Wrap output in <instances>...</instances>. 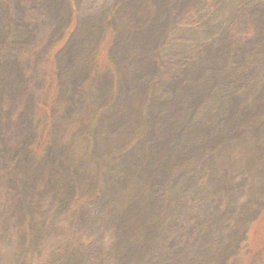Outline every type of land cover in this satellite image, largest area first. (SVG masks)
<instances>
[{
	"label": "trees",
	"instance_id": "obj_1",
	"mask_svg": "<svg viewBox=\"0 0 264 264\" xmlns=\"http://www.w3.org/2000/svg\"><path fill=\"white\" fill-rule=\"evenodd\" d=\"M40 1L41 4L35 7L39 13L42 9L44 13L53 10L57 23L63 18L71 21L70 13L64 15V0ZM53 2L60 4L53 6ZM211 2L217 3L218 0H117L104 17L93 21L91 27L81 33L75 31V40L87 37L81 44L88 48H96L109 34L114 36L110 56L116 66L115 72H107L104 79L96 81L102 84L94 93L96 98L105 87L108 96L99 112L92 115L93 124L97 121L108 123L103 121L104 117H115L127 110L130 106L128 101H137L132 107L139 115V124L136 134L130 139H140L138 145L142 146H138L141 147L139 152L131 150L134 149L131 146L133 141L126 140L122 174L121 169L112 171L113 166L109 163L110 157L115 162L123 155L120 150L94 155L91 154L94 150L85 149L83 156L94 155L96 168L83 169L53 139L49 140L41 156L30 148L29 141L11 149L12 166L8 179L15 187L18 185L26 190L35 189L37 180L43 178L44 184L53 190V201H57L59 211L54 212L55 216L69 209L75 190L82 186V179L87 180V177L97 186V190L94 191L93 187L91 195H88L92 197L90 202L94 199L93 206L99 207L97 212L92 214L87 205L80 206L70 223L73 238L42 264H127L135 261L137 264L237 263L236 256L242 251L248 224L257 217L264 204V59L258 66H248V57L257 47L264 51V0L237 8L227 25L207 45L183 55L175 54L174 60L162 53L167 33L203 12ZM54 8L63 12L59 19ZM8 14V7L0 6V25L2 19L7 22ZM133 17V24L119 22L123 18L128 22ZM146 25H150L151 30L142 33ZM96 31H101V39L86 45L85 40L93 39ZM122 34L125 36L123 39ZM2 36L0 42L4 45L8 35L3 32ZM123 44H126L129 57L124 58L117 51ZM142 52L152 62L151 69L146 72L132 65V57ZM72 56L75 58L76 54ZM163 79L167 83L163 82L165 89L161 90L169 92L171 97L160 101L158 107L151 105L150 108L157 82ZM78 86L76 83L70 103L81 95ZM216 92V104L208 108L201 118L196 121L190 117L183 119L204 103L208 104L206 101ZM3 102L0 93V131L4 127ZM110 120L112 122V118ZM109 130L102 131L106 139L112 136L108 135ZM86 141L89 145L91 138L88 136ZM134 154H137L136 162L132 166ZM0 158H4L1 152ZM242 160L244 166L241 165ZM234 165L241 169L239 180L229 170ZM105 168L112 172L107 177H111V181H107L103 189L99 185ZM184 178L186 182L177 187ZM203 182L214 183V191L226 194L222 198V209L213 217L210 236L215 241L211 248H207L204 244L198 246L192 237L189 248L179 252L173 240L178 232L175 229L181 225L192 198V195L186 196L191 186L188 184L192 183L194 190ZM246 184L247 189L244 190ZM174 188L177 191L173 192ZM246 191L248 195L241 201ZM19 209L20 216H25L23 207ZM31 215L34 218L33 213ZM54 223H51L52 227L57 226ZM40 225L43 230L51 229L44 222ZM101 226L111 234V241L105 248L90 238ZM30 249L34 252L33 248ZM105 249L107 260L101 258ZM22 251L19 256L29 253L28 249ZM78 255L81 256L79 262ZM19 264H26V261Z\"/></svg>",
	"mask_w": 264,
	"mask_h": 264
},
{
	"label": "rangeland",
	"instance_id": "obj_2",
	"mask_svg": "<svg viewBox=\"0 0 264 264\" xmlns=\"http://www.w3.org/2000/svg\"><path fill=\"white\" fill-rule=\"evenodd\" d=\"M116 1L64 0L66 10L64 15L70 13L71 21L67 22L68 18H63L61 22L57 23V20L53 18V10H47L44 13L42 9V13H39L35 9L37 5L41 4L40 0H0V6L9 9L7 22H3L2 19L0 25L4 34L8 35L6 44L3 45V42H0V93L4 99L1 106L4 127L0 131V152L4 155V158H0V264H19L22 260H25L26 264L28 262L42 264L73 238V226H70V223L73 216L80 210V206L87 205L92 214L99 208L93 206L94 199L90 202L92 197L88 196L91 195L93 187L94 191L97 190V186L95 182L92 183L86 177L87 180L82 179V186L75 190L69 209L63 214L59 213V216H55L54 212L59 211L57 201H53V190L49 185L44 184L43 178L37 180L35 189L31 187L26 190L18 185L15 187V184L8 179L12 166L9 155L11 149L18 147L22 142L29 141L30 148L38 156H41L49 140L53 139L64 148L65 153L74 157L76 163L81 166L80 168L94 169L96 168L94 155H106L108 152H117L118 150H120V154H123L125 153L126 140L136 134L139 115L136 108L132 106L136 105L137 101H128L130 106H126L127 110L115 117H110L112 122L109 117H104L103 121L107 120L109 124L106 122L100 124L97 120L93 124L92 120V115L99 112L108 96L105 87L102 94L98 96L99 98H96L94 93L99 91L102 85L96 81L104 79V74L107 72L112 74L115 72L116 66L110 56L114 36L109 34L104 39L102 38L96 48L82 46V40L87 37L74 39L75 31L81 33L91 27L93 21L104 17L114 7ZM254 1L262 0L211 2L203 12L187 19L183 25H177L167 33L166 41L162 47L163 56L174 60L175 54L183 55V53H190L207 45L227 25L237 8ZM55 4L60 3H52L53 6ZM62 13L59 12V9L56 10L57 19L62 16ZM133 19L134 17L127 22L126 18H123V21L119 22L127 24L131 23ZM149 30H151L150 25H146L142 33ZM3 32L0 33V37H3ZM101 37V31H96L94 38L86 39L85 43L91 45ZM123 37L125 38L122 34L121 38L123 39ZM126 49V44H123L118 47L117 51L119 50V55L125 58L130 56V53L126 54ZM72 54H76L75 58L73 56L71 58ZM132 58L134 59L132 65L138 70L146 72L151 69L152 62L146 53L142 52ZM263 59L264 51L257 47L248 57V66H258ZM88 71H90L89 76L87 75ZM146 79H150V77H146ZM165 81L167 83L165 79L157 82V89L152 96L150 108H152L151 105L154 108L158 107L160 101L171 97L169 92L161 90L165 89ZM76 83L79 85L77 89L81 91V95L77 98L80 100L75 99L76 102L70 103ZM19 87L21 88L19 89ZM216 98H218L217 92L206 101L208 104L204 103L195 113L191 116L188 113L183 119L186 120L190 117L192 121L198 120L208 108L214 107ZM68 106L69 109H66ZM113 123L114 125H110ZM103 130H109L108 135L112 134V136H108L109 139H106L105 132L102 133ZM97 131H99L97 134H91ZM88 136L91 138L89 145L86 141ZM92 137H96V139ZM123 140L124 142H119ZM139 140L137 138L130 139L133 141L131 146H134V149L131 150L137 152L141 150V147H138L142 146L138 145ZM87 148L94 150L91 153L94 155L84 157L83 152ZM136 155L134 154L132 166L136 162ZM123 156L124 154L115 162L110 157L109 163L113 166L112 171L116 168L121 169L120 174L123 173L125 161ZM79 157L81 158L79 159ZM224 161L227 162L228 159L225 158ZM230 161L232 162V158ZM218 162L222 163L223 161ZM241 165L244 166L243 160ZM218 168L220 169V167ZM219 169L217 171H220ZM229 170L236 174V180L240 179L238 172L241 169L234 165ZM112 171L108 168L102 171L100 180L102 183L105 181V185L102 186L101 183L100 188L104 189L108 184L107 181H111V177H107ZM190 175L191 173L187 176ZM182 182H186V179H181L176 186L180 187L178 185ZM188 185L191 186L188 188L186 196L192 195V198H190V205L186 207L181 225L175 229L178 232L173 240V245L179 252H184L189 248L192 237H195L198 246L203 244L207 248L213 246L212 242L215 239L210 236L213 217L219 214L223 206L222 198L224 195L226 196L222 191H214L216 186L214 183L203 182V184L197 185L194 190L191 188L192 183ZM246 189L247 184L244 186V190ZM98 191L96 194L99 198ZM175 191L177 188L173 189V192ZM247 195L246 191L241 201ZM19 207H23L25 216H20ZM32 213L34 218L31 217ZM42 221L45 226L51 229L43 230L40 225L43 223ZM53 222L57 225L56 227H52L51 223ZM90 238L93 241L95 239L96 244L105 248L111 241V234L101 226ZM30 248H33L34 252ZM23 249H28L29 253L19 256ZM104 251L101 258L107 260L108 257L105 255L107 249ZM236 257L237 263L230 261L228 264H264V204L257 217L249 222L242 251ZM79 261H81L80 255L77 256V262ZM127 264H137V262Z\"/></svg>",
	"mask_w": 264,
	"mask_h": 264
}]
</instances>
